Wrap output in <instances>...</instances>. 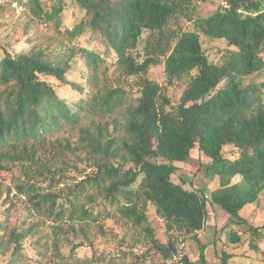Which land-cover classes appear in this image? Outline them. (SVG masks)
Here are the masks:
<instances>
[{
    "label": "trees",
    "instance_id": "16d2710c",
    "mask_svg": "<svg viewBox=\"0 0 264 264\" xmlns=\"http://www.w3.org/2000/svg\"><path fill=\"white\" fill-rule=\"evenodd\" d=\"M72 1L84 19L70 28L60 20L62 0H26L24 26L51 23L69 40L88 32L104 47L105 57L85 48L50 52L37 45L12 54L4 49L0 57V171L19 167L15 189L28 198L35 213L53 222L50 248L55 263L115 264L96 256L87 238L90 225L104 233L102 221L112 216L107 207L143 232L148 250L172 260L174 244L155 238L146 207L154 208L166 232L178 229L197 240L207 219L208 199L230 216L226 243L238 245L246 233L251 237L249 249L257 250L252 238L261 234L264 223L248 225L239 213L264 190V83L243 85L241 78L264 70V0H225L227 8L220 6L206 18L194 15L197 2L208 0ZM182 21L193 29L182 28ZM201 35L232 48L220 64L208 60ZM77 55L86 67L82 86L65 78ZM107 57L118 78L138 79L136 95L107 86L100 78ZM158 65H163L168 84L184 86L177 105L146 77ZM44 78L69 85L82 96L68 103ZM73 130L78 134L74 152L67 137H55ZM195 146L209 160L205 175L218 178L220 188L210 198L171 180L177 170L174 163L186 162ZM226 146L237 156L225 157ZM78 151L88 156L96 172L60 203L61 195L51 192L56 172L42 159L47 156L49 162L63 164L69 152L80 159ZM127 163L130 166L124 168ZM1 197L0 190V201ZM29 233L30 229L11 230L6 240L0 235V254L12 245L7 261L0 264H39L23 258L21 245ZM70 235L83 237L86 244L80 242L63 255L59 243ZM81 247L92 249L89 258L74 254ZM37 249L43 259V247ZM199 250L205 263V246ZM232 256L222 251L219 264H228ZM174 264L193 263L181 257Z\"/></svg>",
    "mask_w": 264,
    "mask_h": 264
},
{
    "label": "rangeland",
    "instance_id": "374dc122",
    "mask_svg": "<svg viewBox=\"0 0 264 264\" xmlns=\"http://www.w3.org/2000/svg\"><path fill=\"white\" fill-rule=\"evenodd\" d=\"M47 1L42 0V2ZM222 1L208 0L206 2H197L194 18H206L212 15L222 6ZM24 2L26 0H0V57H2V50L4 49L12 54L19 51H27L32 45H37L43 49L49 48L50 52L53 50L58 51L67 46L85 48L99 52L105 57L104 47L95 41L88 32L74 40H69L51 23L35 22L29 24V27L26 28L23 17L27 15L28 10L23 5ZM62 2L65 7L60 20L64 27L70 28L84 19V12L72 0H62ZM181 26L186 30L193 29L192 24L186 21H182ZM201 40L205 55L214 64H220L226 50H232L231 47H227L223 40L207 39L202 35ZM141 48L142 44H140L138 50H141ZM110 58L107 57L106 61L102 63L100 78L106 82L107 86H119L128 94L136 95L138 79L135 77L118 78ZM70 64L71 68L67 71L65 78L71 83L82 86L85 83L84 75L86 73L82 55L75 56ZM146 77L162 87L171 105L174 106L179 103L184 86L177 82L168 84L163 65L151 67ZM44 79L54 88L57 95L68 103L75 102L82 96L79 92L72 90L69 85L61 84L51 78ZM241 80L243 85L264 83V70L249 77L241 78ZM262 91L264 99V88ZM106 121L110 122V119L106 118ZM108 127L109 131L112 132V126L109 125ZM60 136H65L69 139L70 148L73 151V147H75L78 140L76 130L65 131L55 135V137ZM61 148L64 150L63 147ZM222 153L228 158L236 157L238 154L232 146L224 147ZM77 154L80 159L75 158V155L71 154V152L67 153L66 161L63 164L49 162L47 156L42 159L47 164V167L56 172L55 178L50 181V177H48L47 182L50 181L53 186L51 192L61 195L60 203L68 196L69 190H73L81 182H86L87 178L92 177L96 172L95 166L92 161L88 160V156L85 153L78 151ZM208 163L209 160L195 146L186 162L174 163L177 170L171 176V180L176 184H182L188 190H200L206 198H210L211 194L216 192L220 186L217 177L212 178L205 175V167ZM115 164L117 163L115 162ZM129 166L130 164L127 163L124 168ZM18 178H20V168L17 166L11 167L9 171H0V190L2 195L0 201V235L6 240L7 234L11 230L20 232L30 229L29 236L23 240L21 245L23 258L29 263L57 264L51 256L52 250L50 248V242L53 238V222L35 213L28 198L17 192L15 186ZM236 181L237 179L233 180V182ZM47 182L43 183V185L45 186ZM206 206L207 219L203 229L197 233V240L192 239V237L187 236V234L178 229L166 232L165 225L156 216L154 208L150 205L146 207L145 214L149 227L154 231L155 238L164 245L168 241L174 244L176 253L172 260L165 259L162 254L154 250H148L146 245L143 244L145 242L143 232L124 221L118 215L119 213L115 212L111 207H107V210L112 213L111 218L102 221L104 233L97 232L95 225H90L87 238L93 243V250L96 256H104L113 260L115 264H174L181 257H186L193 264H219L222 251L233 255L229 259L228 264H264V229L261 230L259 236L252 238L254 245L258 248L257 250L249 249L248 243L251 237L246 233L241 234V241L238 245H229L226 243V232L230 228V216L221 210L219 206L210 204L209 199ZM239 215L248 225L261 227L264 223V190L259 194L257 200L253 204L245 206ZM38 240V245H35ZM80 242L86 244L83 237L62 236L58 250L61 254L68 255L70 249ZM200 245L205 246V263H202L199 257ZM37 246L43 247L41 250L45 255L43 259L37 256ZM11 250L12 245L5 254H0V263L7 261ZM91 252V248L81 247L74 254L78 257L89 258ZM67 264L75 263L69 261Z\"/></svg>",
    "mask_w": 264,
    "mask_h": 264
},
{
    "label": "built area",
    "instance_id": "2783aa9c",
    "mask_svg": "<svg viewBox=\"0 0 264 264\" xmlns=\"http://www.w3.org/2000/svg\"><path fill=\"white\" fill-rule=\"evenodd\" d=\"M222 7L227 8V3L225 2V0L222 1Z\"/></svg>",
    "mask_w": 264,
    "mask_h": 264
}]
</instances>
